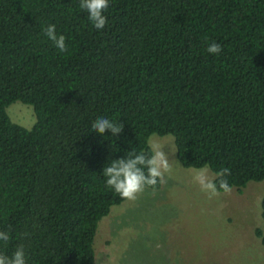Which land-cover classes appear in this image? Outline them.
<instances>
[{
	"label": "trees",
	"instance_id": "trees-1",
	"mask_svg": "<svg viewBox=\"0 0 264 264\" xmlns=\"http://www.w3.org/2000/svg\"><path fill=\"white\" fill-rule=\"evenodd\" d=\"M79 3L0 0V254L23 245L26 264H94L98 223L125 201L103 168L151 156L153 134L184 168H229L239 193L264 181V0H109L101 30ZM15 102L32 129L9 119ZM100 117L122 132L94 133ZM261 218L264 247V196Z\"/></svg>",
	"mask_w": 264,
	"mask_h": 264
},
{
	"label": "rangeland",
	"instance_id": "rangeland-1",
	"mask_svg": "<svg viewBox=\"0 0 264 264\" xmlns=\"http://www.w3.org/2000/svg\"><path fill=\"white\" fill-rule=\"evenodd\" d=\"M6 113L27 130L36 123L33 109L21 102ZM152 141L162 146L172 171L158 190L145 188L135 201L111 207L98 223L94 264H264V247L254 234L262 228L264 181L209 199L193 169L177 160L173 137L153 134L149 148Z\"/></svg>",
	"mask_w": 264,
	"mask_h": 264
},
{
	"label": "clouds",
	"instance_id": "clouds-1",
	"mask_svg": "<svg viewBox=\"0 0 264 264\" xmlns=\"http://www.w3.org/2000/svg\"><path fill=\"white\" fill-rule=\"evenodd\" d=\"M109 6V0H80L79 7L86 11L88 19L97 30H101L107 23L104 15ZM44 35L52 42L53 46L63 53L67 50L65 36L56 32V25L49 24L43 28ZM222 51L220 44L211 42L207 47L209 54H219ZM93 132L103 135L109 131L113 136L121 133L122 123H115L107 118L100 117L91 125ZM162 146L152 141L150 142L151 156L145 153L129 151L126 156L113 159L108 166L103 168L102 174L107 178L106 186L111 188L120 198L135 201L139 193L146 187L155 188L158 182L165 183V176L172 171V164L161 151ZM194 181L199 185L200 191L209 199L223 194H230L232 186L227 180L231 174L229 168H222L218 172L212 173L207 166L193 169ZM10 239L7 231H0V241L6 245ZM0 264H26L25 251L23 245L16 248L13 254H0Z\"/></svg>",
	"mask_w": 264,
	"mask_h": 264
}]
</instances>
